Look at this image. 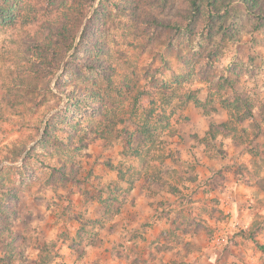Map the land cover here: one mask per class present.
I'll use <instances>...</instances> for the list:
<instances>
[{
  "label": "rangeland",
  "instance_id": "374dc122",
  "mask_svg": "<svg viewBox=\"0 0 264 264\" xmlns=\"http://www.w3.org/2000/svg\"><path fill=\"white\" fill-rule=\"evenodd\" d=\"M98 2L0 0V264H264V23L204 0L210 33L169 37ZM235 90L254 116L209 150Z\"/></svg>",
  "mask_w": 264,
  "mask_h": 264
},
{
  "label": "trees",
  "instance_id": "16d2710c",
  "mask_svg": "<svg viewBox=\"0 0 264 264\" xmlns=\"http://www.w3.org/2000/svg\"><path fill=\"white\" fill-rule=\"evenodd\" d=\"M96 0H90V7L93 8ZM171 0H99L97 6L94 8L93 14L98 13L104 8L107 9L108 6L104 5H114L123 11H127L132 15V19L136 22L148 25L150 27L163 30L165 32L169 31V37L180 35L189 36L193 35H204L210 33V27L212 22H216V15L212 10H206L203 5L204 0H187L186 5L183 10L177 12L179 17L169 16L167 10L165 9L167 3ZM206 5L213 7V10L221 15L222 9H228L233 3H240L243 5L247 11L252 14L256 19L264 23V0H205ZM208 7V8H210ZM223 16V14H222ZM49 22H46L48 24ZM88 24V23H87ZM216 25V24H215ZM54 31V30H53ZM56 34V32L54 31ZM53 35V34H51ZM75 32H71L72 41L75 38ZM45 47L46 44H39ZM96 65L97 60L86 59L84 60L86 65L90 62ZM62 91L66 92V88ZM82 91V90H81ZM197 105H202L206 109V105L199 99H195ZM221 104L226 109L229 119L221 123L215 124L211 123L207 130L206 135L202 138L207 149L215 147L214 142L218 139L220 135L228 136L233 131L237 129V126L233 123L235 120L242 122L248 118L254 116V104L248 98V96L242 92L234 91V94L230 97H226L221 100ZM206 111V110H205ZM208 114L211 110L206 111ZM143 133L148 138H152V130L148 125L145 126ZM48 132V131H46ZM138 153V151L136 152ZM121 172V170H119ZM141 177V176H139ZM157 179L164 181V179L157 175ZM253 236V235H252Z\"/></svg>",
  "mask_w": 264,
  "mask_h": 264
}]
</instances>
